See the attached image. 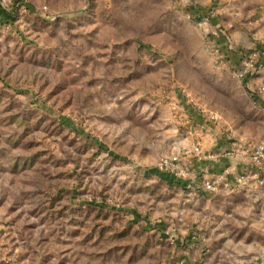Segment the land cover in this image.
<instances>
[{
    "label": "rangeland",
    "instance_id": "rangeland-1",
    "mask_svg": "<svg viewBox=\"0 0 264 264\" xmlns=\"http://www.w3.org/2000/svg\"><path fill=\"white\" fill-rule=\"evenodd\" d=\"M193 5L264 50V0H0V264H264V171L239 156L264 76L234 77ZM195 144L246 183L158 169Z\"/></svg>",
    "mask_w": 264,
    "mask_h": 264
},
{
    "label": "built area",
    "instance_id": "built-area-1",
    "mask_svg": "<svg viewBox=\"0 0 264 264\" xmlns=\"http://www.w3.org/2000/svg\"><path fill=\"white\" fill-rule=\"evenodd\" d=\"M203 24H207L206 21ZM240 59L238 64L230 63L226 57L219 52V50H215V55L217 59L221 62V64L225 63L232 75L236 78H238L242 83H248L250 79H252L254 76L259 74L260 69L264 66V50L262 47L260 48H254V49H248L245 51H240ZM252 98L254 99V102H257L262 108H264V81H261L258 83L255 87V91L252 93ZM256 99V100H255ZM192 159L195 160V162L200 163L201 161H204L205 159H213L215 156L213 155H206L201 150L200 146L198 144L192 145ZM247 155L248 159H250L249 162H251L255 167H257L260 170L264 171V145H256L252 148H248L244 151H241L239 153V156ZM191 163V162H190ZM193 163V162H192ZM158 169L161 171H167L172 176L178 179H183L190 181V178L193 171L192 164L183 163L180 161L179 156H171L164 158L160 161L158 165ZM228 171L225 170L222 173L215 174L214 177L204 179L200 183V188L204 192H216L219 189V180L222 181V186L227 191H234L238 187H242L247 179L245 175H239L235 178L232 182H230L227 178ZM255 184H258V186H261L264 184V178L261 179L260 176L255 175ZM255 187V185H254ZM164 264H189L185 258L181 259H175L173 257H170Z\"/></svg>",
    "mask_w": 264,
    "mask_h": 264
},
{
    "label": "crops",
    "instance_id": "crops-1",
    "mask_svg": "<svg viewBox=\"0 0 264 264\" xmlns=\"http://www.w3.org/2000/svg\"><path fill=\"white\" fill-rule=\"evenodd\" d=\"M191 11L190 13L194 14V16L197 20H202V21H206V23H208V25H205L206 27V31L209 32L210 38L212 39V46L215 48V50H219V52L221 54H223L226 59L233 64H238L239 59H240V53L239 50L241 49L240 47H238L236 44H234V46H230L229 43L226 42L225 38H224V34L219 31V15L218 12H216L215 14L213 12H211V14L209 15L207 13L208 8L206 7V5H197V7L195 5H193V7H190ZM238 40V39H237ZM263 70L260 71V77L258 78V80L262 79L263 75ZM257 79L252 78L250 79L248 82L250 83V85L256 84L258 82ZM188 162L193 161V170H194V180L192 179L191 181H189L190 184H194V185H199L201 180H200V175L201 173H203V179H207L210 176L208 175L209 172L211 173H217L221 170H227V171H231L234 172L237 170L239 163L231 160V159H227L224 160V158H222V163H220L219 165V159L216 160L215 158L213 159H205L204 161H201L200 163L195 162L194 159H192L191 157L188 158ZM212 160L214 161V164H210ZM195 166V167H194ZM213 169V170H212ZM207 174V175H204ZM196 179V180H195Z\"/></svg>",
    "mask_w": 264,
    "mask_h": 264
},
{
    "label": "trees",
    "instance_id": "trees-1",
    "mask_svg": "<svg viewBox=\"0 0 264 264\" xmlns=\"http://www.w3.org/2000/svg\"><path fill=\"white\" fill-rule=\"evenodd\" d=\"M257 48H259V47H257Z\"/></svg>",
    "mask_w": 264,
    "mask_h": 264
}]
</instances>
